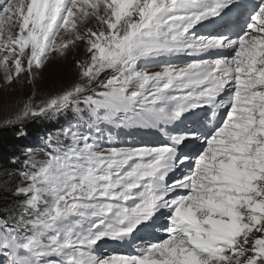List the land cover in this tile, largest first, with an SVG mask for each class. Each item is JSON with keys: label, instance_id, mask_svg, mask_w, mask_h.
<instances>
[{"label": "snow or ice", "instance_id": "snow-or-ice-1", "mask_svg": "<svg viewBox=\"0 0 264 264\" xmlns=\"http://www.w3.org/2000/svg\"><path fill=\"white\" fill-rule=\"evenodd\" d=\"M81 45L16 114L76 122L27 150L0 264H264V0H0L4 84Z\"/></svg>", "mask_w": 264, "mask_h": 264}, {"label": "rangeland", "instance_id": "rangeland-1", "mask_svg": "<svg viewBox=\"0 0 264 264\" xmlns=\"http://www.w3.org/2000/svg\"><path fill=\"white\" fill-rule=\"evenodd\" d=\"M86 58L83 45L70 51L67 57L60 58L54 56L46 63L42 70L36 73L32 83H29L25 77H22L19 82L6 85L3 82V72L0 71V128L18 127L19 132H21L22 130L27 131L29 129L38 128V126H48L47 130L43 131L44 138L50 135L55 136L63 127L67 126L66 123L69 117L73 116L71 110L67 113H59L56 115L49 114L46 117H38L23 121H16V114L21 110L24 103L28 102L29 98H31L34 105H38L49 96L70 87L78 80V71L74 67V61L76 59L83 61ZM64 116H67V118H64ZM7 121H12V123H7ZM149 130L151 129H132L129 136L123 135L120 130H116L114 134L118 135L121 142H141L145 138L144 135L150 133ZM38 138L39 137H35L34 139L38 140ZM34 139L32 143L36 145L39 141H35ZM27 150L28 149H25L19 154L20 159H27ZM39 158L40 157H37V159ZM14 175L7 171L4 165H0V186L8 192L12 191V194L15 185L19 183V180L13 177ZM12 194L10 193V195ZM16 198L18 197L14 196V199ZM106 247L111 249L114 245L108 244Z\"/></svg>", "mask_w": 264, "mask_h": 264}, {"label": "trees", "instance_id": "trees-1", "mask_svg": "<svg viewBox=\"0 0 264 264\" xmlns=\"http://www.w3.org/2000/svg\"><path fill=\"white\" fill-rule=\"evenodd\" d=\"M69 112V111H68ZM67 113V112H66ZM73 114V113H72ZM69 115V114H64ZM67 118V116H64ZM48 126H38V128L29 129L27 131L19 132L18 127L9 128L2 127L0 128V165H4L7 168V171L13 173V177L16 180H19L18 172L23 170L24 161L19 158L25 149H32L33 151L39 152L41 148L44 147L45 142L49 136L44 138L43 131L47 130ZM38 138L35 140L34 138ZM39 141L36 145L32 143V140ZM12 191H6L0 186V218H7L9 215L14 214L19 200L14 199Z\"/></svg>", "mask_w": 264, "mask_h": 264}, {"label": "bare ground", "instance_id": "bare-ground-1", "mask_svg": "<svg viewBox=\"0 0 264 264\" xmlns=\"http://www.w3.org/2000/svg\"><path fill=\"white\" fill-rule=\"evenodd\" d=\"M81 54H82V53H81ZM41 84H42V83H41ZM45 85H46V84H45ZM45 85H44V86H45ZM41 89H42V88H41ZM151 131H152V132H151V134H152L151 137H152V138H155V139H157V138H162V134H161L159 131H157V130H155V129H151ZM152 138H151V139H152Z\"/></svg>", "mask_w": 264, "mask_h": 264}]
</instances>
